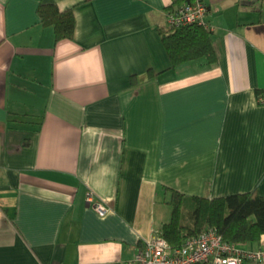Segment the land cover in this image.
Masks as SVG:
<instances>
[{"label": "crops", "instance_id": "0c3cea01", "mask_svg": "<svg viewBox=\"0 0 264 264\" xmlns=\"http://www.w3.org/2000/svg\"><path fill=\"white\" fill-rule=\"evenodd\" d=\"M203 1L217 62L169 67L171 0H0V264H127L172 190L264 196V0Z\"/></svg>", "mask_w": 264, "mask_h": 264}, {"label": "trees", "instance_id": "16d2710c", "mask_svg": "<svg viewBox=\"0 0 264 264\" xmlns=\"http://www.w3.org/2000/svg\"><path fill=\"white\" fill-rule=\"evenodd\" d=\"M36 13L43 26H52L55 41L72 38L75 25L72 8L61 10L53 2H41ZM157 31L169 67L198 57H204L210 64L217 62L211 30L203 25L158 26ZM147 71L148 76L155 74ZM170 204V220L162 225L160 232L171 245L180 244L186 236L200 232L205 226H215L225 240L234 243L256 241L264 233V196L256 190L211 198L172 190Z\"/></svg>", "mask_w": 264, "mask_h": 264}, {"label": "built area", "instance_id": "2783aa9c", "mask_svg": "<svg viewBox=\"0 0 264 264\" xmlns=\"http://www.w3.org/2000/svg\"><path fill=\"white\" fill-rule=\"evenodd\" d=\"M207 6L203 0H171L166 12V25L179 28L196 23L211 30L205 20ZM262 101V97L258 96ZM87 200L100 214L109 207L95 201L88 192ZM264 250L240 249L234 242L225 240L215 226H205L200 232L186 236L180 244L171 245L160 231L139 245L127 264H240L243 261H262Z\"/></svg>", "mask_w": 264, "mask_h": 264}]
</instances>
